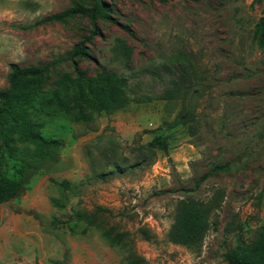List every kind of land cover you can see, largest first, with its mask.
Returning <instances> with one entry per match:
<instances>
[{"label":"rangeland","instance_id":"1","mask_svg":"<svg viewBox=\"0 0 264 264\" xmlns=\"http://www.w3.org/2000/svg\"><path fill=\"white\" fill-rule=\"evenodd\" d=\"M74 1L107 15L46 19ZM263 16L264 0H0V89L10 64L55 61L12 110L22 119L0 118V176L24 185L0 202V264H226L250 242L264 225ZM75 45L85 54L67 58ZM104 70L126 79L123 101L75 106L76 73ZM155 134L165 151L145 148ZM186 199L207 208L194 247L168 238Z\"/></svg>","mask_w":264,"mask_h":264},{"label":"trees","instance_id":"2","mask_svg":"<svg viewBox=\"0 0 264 264\" xmlns=\"http://www.w3.org/2000/svg\"><path fill=\"white\" fill-rule=\"evenodd\" d=\"M75 13L86 14L91 17L107 15L101 3L86 8L81 3L74 1L71 8L61 13L52 14L46 19L61 21L66 17L73 16ZM254 35L259 44L264 43V16L255 25ZM84 54L82 47L75 45L67 58L72 59L74 55ZM54 63L55 61H50L45 64L27 67L10 64V72L7 76L8 85L6 88L0 89V118L8 117L12 122H15L16 115H19L22 119V114L17 112L13 114L12 110H16L21 104L28 102L31 94L42 88V79L47 77ZM73 82L77 87L73 95L75 106L83 105L97 111L109 112L123 101L119 91L126 86V79L115 72L104 70L97 78L84 77L77 72ZM66 103L67 101L64 100L63 104L66 105ZM183 118L182 115L178 119L182 121ZM24 126L22 125V128L16 126L18 133L24 137H29L32 133L29 129L31 125L24 124ZM38 140L47 143L40 137H38ZM51 142H54V140H51ZM144 146L148 151L156 149L165 151L167 148L166 137L155 134L145 142ZM223 169H225L224 165L215 164L209 168V171ZM23 190L24 185L20 180L0 176V202L20 195ZM207 227V208L192 199H186L179 203L174 222L168 232V238L174 243L194 247L200 243ZM103 235L113 243H119L123 237L121 233H115L111 236L108 232H104ZM223 258L226 264H264V225L257 229L255 237L250 242L238 241L231 250L224 253ZM139 261L138 259H132L130 264H138Z\"/></svg>","mask_w":264,"mask_h":264}]
</instances>
